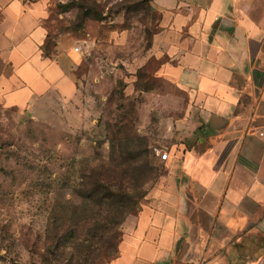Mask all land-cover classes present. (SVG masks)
I'll use <instances>...</instances> for the list:
<instances>
[{
  "label": "crops",
  "instance_id": "obj_1",
  "mask_svg": "<svg viewBox=\"0 0 264 264\" xmlns=\"http://www.w3.org/2000/svg\"><path fill=\"white\" fill-rule=\"evenodd\" d=\"M51 0H0V103L76 98L73 50L46 54ZM166 100L165 175L124 224L110 264L264 258V0H151ZM75 52V53H74ZM170 107L171 110H170ZM171 113V114H170Z\"/></svg>",
  "mask_w": 264,
  "mask_h": 264
},
{
  "label": "rangeland",
  "instance_id": "obj_2",
  "mask_svg": "<svg viewBox=\"0 0 264 264\" xmlns=\"http://www.w3.org/2000/svg\"><path fill=\"white\" fill-rule=\"evenodd\" d=\"M159 19L151 0H51L46 52L80 48L78 91L29 111L0 103V264H84L108 214L101 186L137 202L127 221L165 175L154 148L166 151V100L183 96L153 76Z\"/></svg>",
  "mask_w": 264,
  "mask_h": 264
},
{
  "label": "trees",
  "instance_id": "obj_3",
  "mask_svg": "<svg viewBox=\"0 0 264 264\" xmlns=\"http://www.w3.org/2000/svg\"><path fill=\"white\" fill-rule=\"evenodd\" d=\"M61 6L69 8L68 4ZM96 14L99 13L97 12ZM89 15H91V11L85 7L83 17L88 18L90 17ZM48 38L47 44L43 48L46 54V47L51 39L50 35ZM147 167L148 163L145 162L144 166H141V169H149ZM101 188L103 190L102 199L94 201V203L101 208L105 206L108 214L104 219L102 218V220H100L101 237L95 247L94 245L89 246L87 255L84 256V264H110V262L117 257L119 253V244L122 238L119 235L120 228L125 223L127 217L132 214L133 210L137 206V202L133 200L130 201V203L124 205L121 201H119L121 199L119 196L121 194V187L109 184L108 186H101ZM95 192H98V190H95ZM92 246L93 248H91Z\"/></svg>",
  "mask_w": 264,
  "mask_h": 264
},
{
  "label": "built area",
  "instance_id": "obj_4",
  "mask_svg": "<svg viewBox=\"0 0 264 264\" xmlns=\"http://www.w3.org/2000/svg\"><path fill=\"white\" fill-rule=\"evenodd\" d=\"M74 51H75L76 53H79V52H80V48L77 47V48L74 49ZM154 152H155V154H156L157 156L160 157L161 161H163V162H167V161H169V159H170V155H169L168 151H163V150H160V149H158V148H154ZM263 263H264V262H263Z\"/></svg>",
  "mask_w": 264,
  "mask_h": 264
}]
</instances>
